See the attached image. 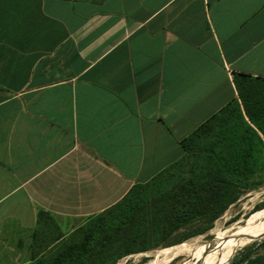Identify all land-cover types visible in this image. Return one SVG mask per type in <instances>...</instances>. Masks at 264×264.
<instances>
[{"label":"crops","instance_id":"1","mask_svg":"<svg viewBox=\"0 0 264 264\" xmlns=\"http://www.w3.org/2000/svg\"><path fill=\"white\" fill-rule=\"evenodd\" d=\"M238 73L264 79V0H0V254L181 161Z\"/></svg>","mask_w":264,"mask_h":264},{"label":"rangeland","instance_id":"2","mask_svg":"<svg viewBox=\"0 0 264 264\" xmlns=\"http://www.w3.org/2000/svg\"><path fill=\"white\" fill-rule=\"evenodd\" d=\"M234 108L233 105L221 112L209 129L189 141V148L196 153L186 161L148 184L137 185L116 206L97 216L65 219L43 216L33 238L25 240L23 247L16 246L17 240H8V253L0 254V264H48L65 250L81 252L84 264H264V237L241 247H222L212 263L208 258L214 249L168 260L156 256L159 250L185 242L198 241L197 245L211 241L217 231H225L234 224L241 228V233L263 225L264 217L259 223L253 222L264 213L261 147L256 151L258 167L248 183L228 181L217 186L216 182L211 183V197L220 188L225 198L208 202L207 195L205 199H194L187 192L192 182L199 183L195 185L199 192L201 186L209 183L206 176L213 161L205 150L211 143H216L213 150L223 149L218 145L221 135L238 121ZM236 234L237 231L226 236L232 238Z\"/></svg>","mask_w":264,"mask_h":264},{"label":"trees","instance_id":"3","mask_svg":"<svg viewBox=\"0 0 264 264\" xmlns=\"http://www.w3.org/2000/svg\"><path fill=\"white\" fill-rule=\"evenodd\" d=\"M235 84L239 99H234L229 105L216 115L212 116L188 138H186L183 141L186 152L184 158L160 173L153 180L163 176L165 173L178 166L181 162L186 161L190 155L196 153V150L189 148V141L195 138L200 132L209 129L212 122L218 118L221 112L226 111L229 107L234 105V114L238 121L235 123V126L228 129L229 131H225V133L221 135L218 145L223 147V149L213 150L215 149L214 145H216V143H211L209 148L205 150L208 153V157L213 161V167L211 171L207 173L208 176H206L209 183L201 186V191L199 192L195 189V185H199V183L194 184V182H192L191 185H189V190H187V192L188 194L193 195L194 199L201 197L205 199L207 195L210 197L207 198L208 202H217V200L225 198V194H223L221 189L218 188V193L212 198V182H216V186L223 185L228 181L234 183H248V180L252 178L258 167L259 157L256 154V151L259 150L260 147L264 149V79L253 78L245 73H238L235 75ZM205 135L207 136L208 134L205 133ZM45 215L47 214L41 213L40 216L42 218ZM81 256H83L81 252L76 253L73 250H65L64 252L58 253V255L48 264H84L83 260L85 258H82Z\"/></svg>","mask_w":264,"mask_h":264},{"label":"bare ground","instance_id":"4","mask_svg":"<svg viewBox=\"0 0 264 264\" xmlns=\"http://www.w3.org/2000/svg\"><path fill=\"white\" fill-rule=\"evenodd\" d=\"M245 203L246 202H244V204ZM246 209H248V208H246ZM263 217H264V213L261 216H259L258 218L254 219L253 222H258L259 223V220H261ZM226 219H227V217H226ZM214 230H216V229L214 228ZM236 231H237V234L234 237L228 238L226 236V234H228L230 232H236ZM240 231H241V228L237 224L236 225L234 224V226H231L229 229H226L225 231H219V232L217 231L216 238L211 240V241H206V242H203V243L200 242L197 245H195V244L198 241L185 242V243H182V244L170 247V248H165V249L159 250L158 253L156 252L157 253L156 256L157 257H162V259H164V260H168V259H172L175 256H179V255H183V254L196 255V254H199L202 251H206L207 249H214L215 250L214 254H212L211 257L208 258V261L211 262L213 257H215L217 252H219L220 248H222V247L231 246V245H237V247H241L242 245H245V244H247L250 241H253V240L255 241V240H258V239L264 237V222H263V225H260V226L255 225L252 229H250L249 231H247L245 233H241ZM213 233H214V231H213ZM192 240H194V239H192ZM148 254H146V255H148ZM141 255H139V256H141Z\"/></svg>","mask_w":264,"mask_h":264}]
</instances>
